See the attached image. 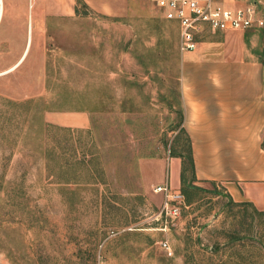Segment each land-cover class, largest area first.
<instances>
[{"label": "rangeland", "instance_id": "374dc122", "mask_svg": "<svg viewBox=\"0 0 264 264\" xmlns=\"http://www.w3.org/2000/svg\"><path fill=\"white\" fill-rule=\"evenodd\" d=\"M30 1L0 0V264H264V210L194 180L170 216L140 179L184 148L175 25L137 0L37 26Z\"/></svg>", "mask_w": 264, "mask_h": 264}, {"label": "crops", "instance_id": "0c3cea01", "mask_svg": "<svg viewBox=\"0 0 264 264\" xmlns=\"http://www.w3.org/2000/svg\"><path fill=\"white\" fill-rule=\"evenodd\" d=\"M83 1L90 12L115 19L128 16L137 3ZM217 1L233 8L251 2ZM252 3L264 19V0ZM75 6L76 0H31L30 21L47 26L49 18L86 15L76 14ZM166 20L177 32L181 127L191 140L195 182L220 184L232 201L264 210V24L242 30H213L205 25L195 34L196 48L180 51L179 24ZM170 158L140 159L142 184L167 185L181 192V158Z\"/></svg>", "mask_w": 264, "mask_h": 264}, {"label": "built area", "instance_id": "2783aa9c", "mask_svg": "<svg viewBox=\"0 0 264 264\" xmlns=\"http://www.w3.org/2000/svg\"><path fill=\"white\" fill-rule=\"evenodd\" d=\"M162 11L166 19L175 20L179 24V50L188 51L196 48L195 34L204 26L213 30H242L260 27L264 19L256 14L255 4L233 8L217 0H152ZM165 191L163 209L170 216H176L179 203L183 202V194L170 190L169 186H157L154 191ZM174 201V203H169ZM159 245L168 255H172L171 246L167 241Z\"/></svg>", "mask_w": 264, "mask_h": 264}, {"label": "trees", "instance_id": "16d2710c", "mask_svg": "<svg viewBox=\"0 0 264 264\" xmlns=\"http://www.w3.org/2000/svg\"><path fill=\"white\" fill-rule=\"evenodd\" d=\"M86 10H87V6L85 5L84 1L83 0H76V6H75L76 14H87ZM182 117H183V115H182ZM45 126H46V129L51 128V125H49V124H46ZM180 130L184 134V142L182 143L184 148H182V149L179 148L178 150L171 151L170 156L181 158V168H180L181 189L180 190L184 196V200L189 203L190 199L188 198V194H187L188 192L187 191L189 189L190 190L194 189V186L192 184V182L195 180L194 162H193V157H192L191 140L182 127L180 128ZM175 141L178 143L177 147H179L180 146L179 140L176 138ZM46 155L48 156L49 160L54 161L55 165L59 168V170L63 174H68L69 178H64L66 180L70 179V177H73V174L75 173V170L78 168L79 163H80V159L77 157L76 150H73V149L71 151L70 157H68L67 159H65L63 157L61 158V155L58 154V155H60V157L55 160V158H54L55 148L54 147L47 148ZM63 159H64V161H63ZM64 172H66V173H64ZM187 173H189V176H187ZM2 188H3V182L1 180L0 191L2 190ZM14 197L19 198L18 195H14ZM21 203H22L21 200H19L18 202H13V200H11V202H10V204L13 207H19L20 206L19 204H21ZM2 231L3 230H1V224H0V234Z\"/></svg>", "mask_w": 264, "mask_h": 264}]
</instances>
